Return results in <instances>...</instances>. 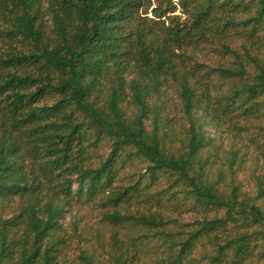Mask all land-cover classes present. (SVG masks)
<instances>
[{
  "label": "trees",
  "instance_id": "16d2710c",
  "mask_svg": "<svg viewBox=\"0 0 264 264\" xmlns=\"http://www.w3.org/2000/svg\"><path fill=\"white\" fill-rule=\"evenodd\" d=\"M166 3L185 16L156 28L143 0H3L0 264H264V167L240 177L264 157V0ZM227 120L247 149L211 135ZM74 200L106 209L109 263L70 257Z\"/></svg>",
  "mask_w": 264,
  "mask_h": 264
},
{
  "label": "rangeland",
  "instance_id": "374dc122",
  "mask_svg": "<svg viewBox=\"0 0 264 264\" xmlns=\"http://www.w3.org/2000/svg\"><path fill=\"white\" fill-rule=\"evenodd\" d=\"M174 2L177 3L178 0H174ZM7 14L8 10H4L3 0H0V56H4L9 46V38L5 34V29L10 25V22L7 19ZM175 14L180 15L181 17L185 16L179 4L175 11H170L166 0H143V6L137 12V16L142 22L156 28H161L169 24L171 17ZM45 17L47 19L48 15ZM13 44L18 48H22L23 46L21 40H14ZM198 57L203 59L204 62L214 65L217 63L219 55H217L211 47L206 46L202 52H198ZM239 131L240 130L237 129L233 120H227L223 122L221 127H212L211 135L219 136L226 142V144H230L236 140L240 146L247 149V145L250 144L248 137L245 135V131H240L243 135L236 137V133ZM255 154L256 151L250 144V157L246 163L244 171L240 174L241 179L244 181V190L252 191V193L255 191L254 189L256 187L252 176L253 174H259L261 172V167H264V157L259 155L256 159ZM255 159L260 161L259 165H257ZM105 211L106 209L100 206L99 203H90L83 200H74L66 206L62 221L65 223L68 234L71 238V247L68 252L75 263H77L80 246H85V244L88 245L89 242L93 243L94 247L97 249L96 252L98 256L102 260L108 263L110 262V255H108L99 244L100 242H98L99 240L97 237L98 235H101V233L105 234L107 237L110 235V228L104 227L103 225V214ZM214 212L215 211H209L208 213L214 214ZM201 213L202 211L200 213H193L182 210V214L186 218H190L193 215H200ZM98 232L100 234H98ZM132 261L133 264H150V260L140 253H135Z\"/></svg>",
  "mask_w": 264,
  "mask_h": 264
}]
</instances>
